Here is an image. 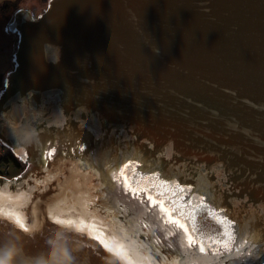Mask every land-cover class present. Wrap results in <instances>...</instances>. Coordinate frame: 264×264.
Returning a JSON list of instances; mask_svg holds the SVG:
<instances>
[{
    "label": "water",
    "instance_id": "95a60500",
    "mask_svg": "<svg viewBox=\"0 0 264 264\" xmlns=\"http://www.w3.org/2000/svg\"><path fill=\"white\" fill-rule=\"evenodd\" d=\"M8 29L0 144L23 168L0 175V243L18 261L44 237L77 264H102V241L153 264H264V0H47Z\"/></svg>",
    "mask_w": 264,
    "mask_h": 264
},
{
    "label": "clouds",
    "instance_id": "9594fccd",
    "mask_svg": "<svg viewBox=\"0 0 264 264\" xmlns=\"http://www.w3.org/2000/svg\"><path fill=\"white\" fill-rule=\"evenodd\" d=\"M69 231V226L63 222H57V226L49 229L51 236H59ZM40 251L43 256H28L23 261L17 257L22 252V247L15 239H5L0 243V264H77L73 250L62 244H57L53 239H40ZM102 264H153L150 250L144 249L137 259H128L117 252L105 248L100 256Z\"/></svg>",
    "mask_w": 264,
    "mask_h": 264
},
{
    "label": "snow or ice",
    "instance_id": "6c2138e0",
    "mask_svg": "<svg viewBox=\"0 0 264 264\" xmlns=\"http://www.w3.org/2000/svg\"><path fill=\"white\" fill-rule=\"evenodd\" d=\"M81 148H83V146H81ZM54 151H55V149H51L49 152L46 153V155L49 159L51 158L52 152H54ZM131 163H132V161L129 160L126 163H124L122 167H119L120 173L123 174L124 169L128 168ZM161 174H163V173H161ZM110 179L116 183H120V177L117 176L115 173H113L111 175ZM165 182H167V181H165ZM123 183L126 185V187L124 188V191L126 194H130L134 199L139 200L140 203H142V204L147 202V204L150 208H157L158 207L159 211L166 216L167 222H170V223L176 225L179 229L183 230L189 245H193V244L197 245L199 247V251L202 253L206 251L204 245L202 243H200L199 241H196L195 238L193 237V235L190 233L188 225L186 223L182 222L178 216L174 215L172 209L170 207H168L163 200L156 199V197L153 196L147 189L143 190L144 195H141L140 193H138L136 188L128 185V181H127L126 176L123 179ZM185 187L189 190L190 195L195 194L192 184H190V183L185 184ZM200 199L203 200V197H200ZM177 211H178V209H177ZM49 215H51V213H49ZM57 222H63V221L58 220ZM67 223L71 224L72 221L69 220V221H67ZM23 226L24 225L21 223V227H23ZM144 227H147V225L145 224ZM96 238L100 239L99 236H97ZM102 243L104 244L105 248H109V245L106 242L102 241ZM109 249H111V248H109ZM111 250L116 251L118 254H120L121 256H123L125 258H128V259L131 258L128 255V253H126L122 250V247L120 250H115V249H111Z\"/></svg>",
    "mask_w": 264,
    "mask_h": 264
},
{
    "label": "crops",
    "instance_id": "0c3cea01",
    "mask_svg": "<svg viewBox=\"0 0 264 264\" xmlns=\"http://www.w3.org/2000/svg\"><path fill=\"white\" fill-rule=\"evenodd\" d=\"M10 1L16 0H0V86L5 80L7 71L13 66L12 53L15 40H13V46H11L13 34L8 29V23L12 17L13 11L19 6H27L33 10L41 6V0H19L17 5L3 7L5 3Z\"/></svg>",
    "mask_w": 264,
    "mask_h": 264
},
{
    "label": "rangeland",
    "instance_id": "374dc122",
    "mask_svg": "<svg viewBox=\"0 0 264 264\" xmlns=\"http://www.w3.org/2000/svg\"><path fill=\"white\" fill-rule=\"evenodd\" d=\"M46 3H47V0H41V6H39L38 8H36L34 10L35 13L39 12L44 6H46ZM17 8V7H16ZM32 9V8H31ZM33 10V9H32ZM13 34V39H11V46H13V40H17V36L16 34L12 33ZM12 48V47H11ZM14 48H15V44H14ZM6 149V152L8 153L9 152V149L8 148H5ZM3 151V150H2ZM4 165H7V162L4 163ZM9 175L12 176V175H15L17 173L20 172V170H22L23 166L20 164L21 167H17L14 163L12 162H9Z\"/></svg>",
    "mask_w": 264,
    "mask_h": 264
},
{
    "label": "built area",
    "instance_id": "2783aa9c",
    "mask_svg": "<svg viewBox=\"0 0 264 264\" xmlns=\"http://www.w3.org/2000/svg\"><path fill=\"white\" fill-rule=\"evenodd\" d=\"M6 147L0 144V175L10 176L9 174V162L13 161L9 158L8 153L6 152ZM3 150V151H2ZM7 162V165L4 163Z\"/></svg>",
    "mask_w": 264,
    "mask_h": 264
},
{
    "label": "trees",
    "instance_id": "16d2710c",
    "mask_svg": "<svg viewBox=\"0 0 264 264\" xmlns=\"http://www.w3.org/2000/svg\"><path fill=\"white\" fill-rule=\"evenodd\" d=\"M19 0L16 1H10L8 3H5L3 7H11L12 5H17ZM9 158L13 161V163L19 168L20 166V162L18 161V159L14 156V154L9 151L8 152Z\"/></svg>",
    "mask_w": 264,
    "mask_h": 264
},
{
    "label": "flooded vegetation",
    "instance_id": "af4514ba",
    "mask_svg": "<svg viewBox=\"0 0 264 264\" xmlns=\"http://www.w3.org/2000/svg\"><path fill=\"white\" fill-rule=\"evenodd\" d=\"M19 167H21V166H19Z\"/></svg>",
    "mask_w": 264,
    "mask_h": 264
}]
</instances>
